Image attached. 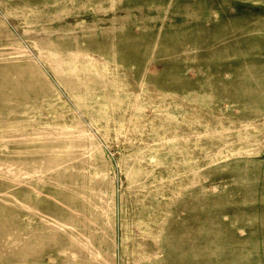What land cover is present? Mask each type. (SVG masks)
<instances>
[{"label": "rangeland", "instance_id": "374dc122", "mask_svg": "<svg viewBox=\"0 0 264 264\" xmlns=\"http://www.w3.org/2000/svg\"><path fill=\"white\" fill-rule=\"evenodd\" d=\"M0 264H264V0H0Z\"/></svg>", "mask_w": 264, "mask_h": 264}]
</instances>
